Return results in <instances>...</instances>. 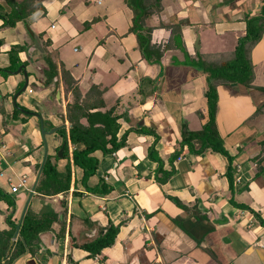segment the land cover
<instances>
[{"label": "crops", "instance_id": "0c3cea01", "mask_svg": "<svg viewBox=\"0 0 264 264\" xmlns=\"http://www.w3.org/2000/svg\"><path fill=\"white\" fill-rule=\"evenodd\" d=\"M29 5L27 21L0 28V187L16 203L0 200V229L10 228L13 209L20 221L45 155L37 114L46 130L65 125L70 159L54 157L64 146L59 131L47 135L48 155L61 172L71 161L72 181L55 195L35 191L28 208L59 220L40 234L35 256L27 251L13 264H264V90L258 88L264 87V35L252 51L257 87L218 86L216 123L233 157V181L225 154L211 147L195 153L182 144L184 129L200 131L209 120L199 56L210 62L233 51L246 34V16L260 15L264 0H163V9L146 19L152 43L163 50L159 61L142 55L125 0ZM11 8L0 0L1 12ZM175 24L182 26V45L172 40ZM231 37L236 43L227 49ZM11 46L23 47L15 55L21 72L8 69ZM77 98L92 112L111 111L118 139L126 136L117 151L93 153L99 166L85 179L72 158L85 144L69 138L68 108ZM81 121L88 125L86 117ZM161 164L175 170L165 182L158 178ZM12 184L22 186L14 193ZM110 224L119 227L112 246L94 256L81 247Z\"/></svg>", "mask_w": 264, "mask_h": 264}, {"label": "trees", "instance_id": "16d2710c", "mask_svg": "<svg viewBox=\"0 0 264 264\" xmlns=\"http://www.w3.org/2000/svg\"><path fill=\"white\" fill-rule=\"evenodd\" d=\"M8 1L12 8L10 12L3 13L0 11V20L3 21L0 28L5 26L14 27L19 21L25 20L27 14L32 12L31 8L29 10L28 7L33 0H23L22 2ZM125 2L134 12L133 25L130 31L136 34L142 55L148 61H159L162 58L163 50L152 43L153 27L147 24L146 19L163 9V0H125ZM38 3L40 4V1ZM246 23V34L239 38L238 44L233 51L220 53L210 62L199 56L200 60L198 62L207 74L208 79L206 96L208 99L209 120L200 131L184 129L182 141V144L189 145L190 149L195 153H201L207 147H211L215 151L225 154L230 160L227 174L231 182L233 181V157L225 148L216 123L219 100L218 86L227 83H240L247 87H257L254 84L256 72L252 59V51L264 35V5L261 8L260 15L248 14L246 16ZM170 28L173 34L172 40L177 45H182V26L175 24L170 25ZM22 50L23 47L20 46L10 47L8 51L12 63L8 69H18L23 64L15 59V55ZM258 88L264 90V87ZM68 110V118L72 124L69 138L75 146L81 142L85 144L84 148L78 149L75 147L73 149V163L84 170V179L89 178L96 173L99 166V158L94 156L93 153L98 150H102L104 154L117 151L126 144V136L124 135L120 140L118 139L117 134L120 124L117 122V116H113L111 111L92 112L89 108L84 107V104H81L78 98L69 106ZM83 117L87 118L88 125L82 123L81 119ZM59 132L64 137V142L60 146L61 148L64 145L62 158L70 159L67 131L65 128H62ZM194 138L201 140L202 146L198 149L195 148ZM180 153V151L176 152L173 157L179 156ZM54 157L57 160L61 159L59 153ZM174 173V169H164L163 164H161L158 173L159 181H167ZM71 181V161L67 163L66 170L61 172L58 163L53 162L52 156L48 155L36 190L42 194L55 195L70 190ZM92 190L97 191L98 189L92 188ZM0 200H5L14 208L16 206L15 198L1 187ZM14 213L15 210L13 209L7 217L10 228L0 229V264H13L18 256L27 251L35 256L40 249V234L54 230L53 224L59 220L58 214H37L31 208H28L20 229V235L17 240H13L18 224L16 219H14ZM262 222L264 223V221ZM64 226L65 223L62 221V229L59 236L64 235ZM118 233L119 227L110 224L107 228H103L99 235L85 240L80 245L89 250L91 255L94 256L101 253L104 248L112 246Z\"/></svg>", "mask_w": 264, "mask_h": 264}, {"label": "water", "instance_id": "95a60500", "mask_svg": "<svg viewBox=\"0 0 264 264\" xmlns=\"http://www.w3.org/2000/svg\"><path fill=\"white\" fill-rule=\"evenodd\" d=\"M31 33L33 34V32L31 31ZM24 69V66H21L20 69L18 70V72H21V70ZM25 74H26V70H25ZM26 89V86L24 88V90ZM37 116L40 118V122H41V130H42V134H43V139H44V146H45V155H44V158H43V161L41 163V166H40V169H39V172H38V175H37V178H36V181L30 191V194L27 198V201L25 203V206L23 208V211H22V214H21V218H20V221L18 222L17 224V228H16V231H15V234H14V239H16L18 236H19V233H20V229H21V225H22V222L25 218V215H26V212H27V209L29 207V204L32 200V197L36 191V187H37V184H38V181L40 179V176L44 170V167L46 165V161H47V158H48V154H49V145H48V140H47V135H51V134H54L56 133L57 131H59L60 129H62L63 127H65V125H61V126H56V127H52L50 130H46V123L44 121V118L42 115L40 114H37ZM47 125L50 126V123H48ZM63 150H64V146L61 148V150L59 151V155L62 156L63 155Z\"/></svg>", "mask_w": 264, "mask_h": 264}, {"label": "rangeland", "instance_id": "374dc122", "mask_svg": "<svg viewBox=\"0 0 264 264\" xmlns=\"http://www.w3.org/2000/svg\"><path fill=\"white\" fill-rule=\"evenodd\" d=\"M25 21H27V20H25ZM30 25H31V24H30ZM230 39H231V40H228V42H226V44L224 45V47H225V46H226V47L228 46L227 49H232V48L235 46L234 43H236V42H235V39H234L233 37H231ZM233 39H234V41H233ZM34 42L37 43V44H39V40H35ZM215 43H216V44H219L220 41L218 40V41H216ZM217 49H219V48H217ZM19 69H20V66H19ZM19 69H18V70H19ZM56 113H59V110H58V109L56 110ZM46 127L49 128L48 126H46Z\"/></svg>", "mask_w": 264, "mask_h": 264}, {"label": "built area", "instance_id": "2783aa9c", "mask_svg": "<svg viewBox=\"0 0 264 264\" xmlns=\"http://www.w3.org/2000/svg\"><path fill=\"white\" fill-rule=\"evenodd\" d=\"M103 0H98L99 3H101ZM25 183V180L23 179L22 180V185ZM21 184H18V185H14L12 184V192L16 193L20 190V187L22 186Z\"/></svg>", "mask_w": 264, "mask_h": 264}]
</instances>
